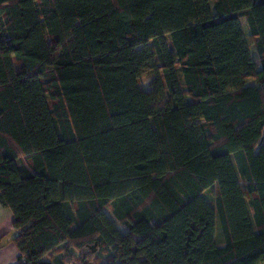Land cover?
Returning <instances> with one entry per match:
<instances>
[{
  "label": "trees",
  "instance_id": "trees-1",
  "mask_svg": "<svg viewBox=\"0 0 264 264\" xmlns=\"http://www.w3.org/2000/svg\"><path fill=\"white\" fill-rule=\"evenodd\" d=\"M0 203L15 264H264V0H0Z\"/></svg>",
  "mask_w": 264,
  "mask_h": 264
},
{
  "label": "crops",
  "instance_id": "crops-1",
  "mask_svg": "<svg viewBox=\"0 0 264 264\" xmlns=\"http://www.w3.org/2000/svg\"><path fill=\"white\" fill-rule=\"evenodd\" d=\"M14 235L12 211L0 203V264H15L17 261L18 250L12 241Z\"/></svg>",
  "mask_w": 264,
  "mask_h": 264
},
{
  "label": "rangeland",
  "instance_id": "rangeland-1",
  "mask_svg": "<svg viewBox=\"0 0 264 264\" xmlns=\"http://www.w3.org/2000/svg\"><path fill=\"white\" fill-rule=\"evenodd\" d=\"M241 23H242V26H243V29H244V33L246 35V38L247 40L250 42V47H251V50H252V53L253 55L255 56V58L257 59V55L255 53V49H254V45L251 43V36L249 34V31H248V28L246 26V23L244 21V19L241 20ZM153 77L151 76H145L143 78L140 79V85L142 88H144L145 90H149L150 89V83H151V80H152ZM163 102H159L157 103L158 106L162 105ZM205 197L210 200V201H213V196L210 192V190H207L205 192ZM105 212L107 213V215L113 220V222L115 223V225L118 227V229L121 231V232H124L125 231V227L124 225L118 221L114 215L112 214L111 212V207H106L105 208ZM216 242L218 244H223V237L221 236V232H220V228H219V224L216 226ZM56 255H58L61 259L64 258V255H63V249L62 247H59L57 250H55L54 252ZM74 255H77L76 252H73ZM48 258H50L49 256H47ZM90 264H98L99 263V260H97L96 258H93L91 261H89ZM72 264H80L79 263V260L75 259L74 262H72Z\"/></svg>",
  "mask_w": 264,
  "mask_h": 264
}]
</instances>
